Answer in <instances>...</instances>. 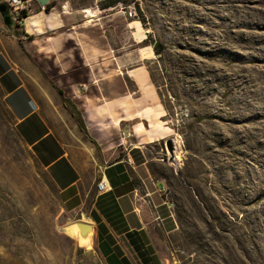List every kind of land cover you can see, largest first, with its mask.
Returning <instances> with one entry per match:
<instances>
[{
  "label": "rangeland",
  "instance_id": "1",
  "mask_svg": "<svg viewBox=\"0 0 264 264\" xmlns=\"http://www.w3.org/2000/svg\"><path fill=\"white\" fill-rule=\"evenodd\" d=\"M72 5L137 20L172 136L182 139L177 164L157 144L156 173L178 221L171 233L154 231L165 264H264V0ZM77 219L0 103V264H108L96 233L85 242L69 227Z\"/></svg>",
  "mask_w": 264,
  "mask_h": 264
},
{
  "label": "crops",
  "instance_id": "2",
  "mask_svg": "<svg viewBox=\"0 0 264 264\" xmlns=\"http://www.w3.org/2000/svg\"><path fill=\"white\" fill-rule=\"evenodd\" d=\"M50 2L28 0L15 29L0 14V103L65 207L95 223L108 264H165L154 231L171 233L178 221L160 191L157 144L174 131L145 36L125 11L89 14L72 0ZM103 177L108 189L99 191Z\"/></svg>",
  "mask_w": 264,
  "mask_h": 264
},
{
  "label": "water",
  "instance_id": "3",
  "mask_svg": "<svg viewBox=\"0 0 264 264\" xmlns=\"http://www.w3.org/2000/svg\"><path fill=\"white\" fill-rule=\"evenodd\" d=\"M42 6H47L50 0H37ZM0 14L3 17L4 23L10 29H15L17 26L16 15L8 1L0 3ZM164 149L166 150V155L168 156L169 163L177 164V157L180 152L181 146L178 142L176 136H170L164 140ZM71 225L76 224L80 230V237H87L91 229H96L95 223L84 220L77 219L71 223Z\"/></svg>",
  "mask_w": 264,
  "mask_h": 264
},
{
  "label": "built area",
  "instance_id": "4",
  "mask_svg": "<svg viewBox=\"0 0 264 264\" xmlns=\"http://www.w3.org/2000/svg\"><path fill=\"white\" fill-rule=\"evenodd\" d=\"M10 3L17 20H22L24 19L25 16H22V12L24 10H27L28 8V0H8ZM97 188L99 191H105L108 189V181L105 177H103L98 183H97ZM167 188L166 186H163L160 191L163 193H167Z\"/></svg>",
  "mask_w": 264,
  "mask_h": 264
},
{
  "label": "bare ground",
  "instance_id": "5",
  "mask_svg": "<svg viewBox=\"0 0 264 264\" xmlns=\"http://www.w3.org/2000/svg\"><path fill=\"white\" fill-rule=\"evenodd\" d=\"M225 47H226V46H221L220 48L225 49ZM225 50H226V49H225ZM177 138H178V142H179V144H181V143H182V139H180V137H178V136H177ZM179 154H180V153H179ZM180 155H181V154H180ZM179 157H180V156H179ZM179 157H178V158H179ZM180 160H181V159H180ZM69 227H70V228H75V229L77 230V232H78L79 237H80V230H79V228L77 227L76 224H74V225H71V224H70ZM72 231H73V230H72ZM95 233H96V229H91L90 232H89V235H88L87 237H85V238L80 237V239L83 240V241H85V242H91V241L93 240V238H94ZM76 234H77V233H76ZM78 235H77V236H78ZM79 237H78V238H79ZM80 239H79V240H80ZM81 240H80V241H81ZM93 241H94V240H93ZM93 241H92V242H93ZM81 242H82V241H81ZM92 242H91V243H92Z\"/></svg>",
  "mask_w": 264,
  "mask_h": 264
},
{
  "label": "trees",
  "instance_id": "6",
  "mask_svg": "<svg viewBox=\"0 0 264 264\" xmlns=\"http://www.w3.org/2000/svg\"><path fill=\"white\" fill-rule=\"evenodd\" d=\"M52 5H53V2H50V3L47 5V8L51 7ZM26 15H27V10H24V11L22 12V16H26ZM159 53H160V52H159ZM65 102H66L67 105H69L67 99L65 100ZM71 111H72V107H71ZM100 244H102V242H101ZM108 261H109V257H108Z\"/></svg>",
  "mask_w": 264,
  "mask_h": 264
}]
</instances>
